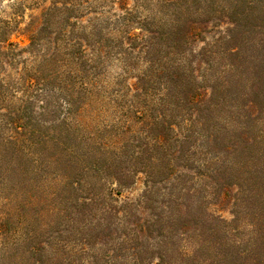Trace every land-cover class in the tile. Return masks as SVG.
Here are the masks:
<instances>
[{"label":"trees","instance_id":"1","mask_svg":"<svg viewBox=\"0 0 264 264\" xmlns=\"http://www.w3.org/2000/svg\"><path fill=\"white\" fill-rule=\"evenodd\" d=\"M9 1L0 238L19 263L264 264V0H41L24 48ZM25 205L73 238L23 237Z\"/></svg>","mask_w":264,"mask_h":264},{"label":"rangeland","instance_id":"2","mask_svg":"<svg viewBox=\"0 0 264 264\" xmlns=\"http://www.w3.org/2000/svg\"><path fill=\"white\" fill-rule=\"evenodd\" d=\"M17 2H22L23 6H25V10L23 11V17H18L16 20L19 21L18 33H15L11 36V42L18 44L20 48H24L28 45V39L23 30L26 28L28 23L32 18H38L42 12V3L41 0H16ZM15 3L9 0H0V18L3 20H7L10 17V14L13 13L17 7H13ZM113 65L110 68L108 74V82L112 81L115 78L117 73V64L113 62ZM20 67V66H18ZM6 70V74L9 69L6 68L5 65H0V71ZM133 82L129 80V83ZM143 186L141 179L136 183L135 186L131 187L129 190H125L121 193V197L128 198H136L142 192ZM63 203V207L66 206V201ZM61 203H58L59 205ZM5 202L1 199L0 196V221L3 219V212H5ZM34 205V202H32ZM56 202L53 201L49 203L47 207H45V211L52 208L51 205H55ZM58 205V206H59ZM29 209L28 205H25V208L22 210V226L20 230V234H24L23 237L27 236V232L32 228V230L36 233L38 238L46 243L45 251L50 250L54 245L61 243L59 240L68 241L73 238V225H70L68 214L61 211L59 216L54 215L52 212L48 213V216L44 219L37 218L34 214L36 212L37 207ZM223 217L229 219L230 216L228 212L222 213ZM44 228V229H43ZM71 245V243H69ZM71 246H68L67 250H71ZM11 249V250H9ZM21 257V252L18 250L17 242L13 243L11 240H5L1 242L0 238V264H20L19 258ZM44 259V258H43ZM42 259V260H43Z\"/></svg>","mask_w":264,"mask_h":264}]
</instances>
